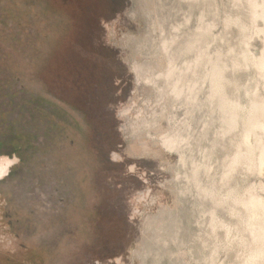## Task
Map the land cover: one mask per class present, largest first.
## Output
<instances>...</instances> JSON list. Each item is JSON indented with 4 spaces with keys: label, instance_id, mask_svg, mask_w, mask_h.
<instances>
[{
    "label": "rangeland",
    "instance_id": "rangeland-1",
    "mask_svg": "<svg viewBox=\"0 0 264 264\" xmlns=\"http://www.w3.org/2000/svg\"><path fill=\"white\" fill-rule=\"evenodd\" d=\"M0 157V264H264V0H0Z\"/></svg>",
    "mask_w": 264,
    "mask_h": 264
},
{
    "label": "bare ground",
    "instance_id": "bare-ground-1",
    "mask_svg": "<svg viewBox=\"0 0 264 264\" xmlns=\"http://www.w3.org/2000/svg\"><path fill=\"white\" fill-rule=\"evenodd\" d=\"M165 44V43H164ZM164 48V47H163ZM170 56V55H169ZM147 65V64H146ZM173 67H174V65H173ZM170 70V69H169ZM171 71V70H170ZM172 72V71H171ZM170 72V73H171ZM171 76V75H170ZM174 142V141H173ZM163 145H164V147L166 148V149H168L169 150V152L171 151H173L174 150V145L173 144H171L168 140H163ZM176 145V144H175ZM180 145V144H179ZM183 146V145H182ZM179 151V150H178ZM0 158H4V157H0ZM5 158H9V157H5ZM4 158V159H5ZM18 162H19V160H18V158L17 157H15V158H11V159H9V161L7 162V164L5 165V167H4V169H3V171L1 172V174H0V180H3V179H5L9 174L8 173H10V170H11V168L12 167H14L16 164H18ZM252 202V201H251ZM252 205V204H251ZM254 205V204H253ZM256 206H257V204H256Z\"/></svg>",
    "mask_w": 264,
    "mask_h": 264
},
{
    "label": "flooded vegetation",
    "instance_id": "flooded-vegetation-1",
    "mask_svg": "<svg viewBox=\"0 0 264 264\" xmlns=\"http://www.w3.org/2000/svg\"><path fill=\"white\" fill-rule=\"evenodd\" d=\"M134 71L137 73V77L139 78L141 75L139 74V67L138 65H135L134 67ZM135 129V128H134ZM9 159H11L10 157L9 158H0V174L1 172L3 171L5 165L7 164V162L9 161ZM114 162L116 163H119L117 160L113 159Z\"/></svg>",
    "mask_w": 264,
    "mask_h": 264
}]
</instances>
